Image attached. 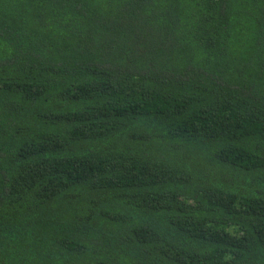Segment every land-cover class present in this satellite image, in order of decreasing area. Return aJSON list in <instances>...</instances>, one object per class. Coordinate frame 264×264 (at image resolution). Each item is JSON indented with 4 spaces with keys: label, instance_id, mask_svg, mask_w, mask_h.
<instances>
[{
    "label": "trees",
    "instance_id": "obj_1",
    "mask_svg": "<svg viewBox=\"0 0 264 264\" xmlns=\"http://www.w3.org/2000/svg\"><path fill=\"white\" fill-rule=\"evenodd\" d=\"M0 264H264V0H0Z\"/></svg>",
    "mask_w": 264,
    "mask_h": 264
}]
</instances>
